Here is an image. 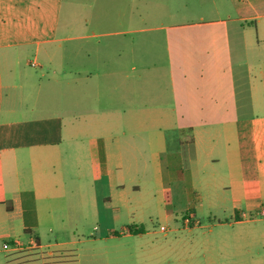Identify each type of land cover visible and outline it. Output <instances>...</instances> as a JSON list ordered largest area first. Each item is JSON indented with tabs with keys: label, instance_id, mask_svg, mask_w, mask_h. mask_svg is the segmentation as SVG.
<instances>
[{
	"label": "crops",
	"instance_id": "1",
	"mask_svg": "<svg viewBox=\"0 0 264 264\" xmlns=\"http://www.w3.org/2000/svg\"><path fill=\"white\" fill-rule=\"evenodd\" d=\"M88 2L0 0V264H11L14 246L36 255L34 264H55V252L75 264L79 243L119 246L125 238L129 245L144 235L133 224L121 237L111 228L107 237L78 241L66 220L83 214L89 201L92 214L100 213L98 186L109 191L124 180L123 169L137 166L129 162L141 150L137 133H147L166 218L174 193L196 210L264 207V0H211V19L157 29L166 88L159 85L154 105L138 100L132 85L134 38L122 49V37L134 30L113 27L100 35L106 43L90 49L97 35L88 33L80 11L99 0ZM59 55L64 106L56 102L59 78L41 72L56 69ZM122 137L130 139L126 146ZM170 157L187 162L186 179L171 180Z\"/></svg>",
	"mask_w": 264,
	"mask_h": 264
},
{
	"label": "rangeland",
	"instance_id": "2",
	"mask_svg": "<svg viewBox=\"0 0 264 264\" xmlns=\"http://www.w3.org/2000/svg\"><path fill=\"white\" fill-rule=\"evenodd\" d=\"M217 1L223 5L227 0ZM88 3L93 4V0ZM221 5L220 12L223 13L224 9ZM211 9V0H99L96 8L82 9L80 16L89 20L88 33L97 35L90 40V49L97 47V41L104 40L103 43H106L107 37L103 39L100 35L110 32L113 27L122 31L134 30V34L128 35L127 39L122 37L123 40H127L122 42V49L126 50L127 42L134 38L132 85L137 95L141 96L138 100L153 104L158 87L162 85L166 88V50L162 33L157 29L196 21L204 16L206 19H211ZM65 15L64 7L58 34L63 51L66 50L65 38L68 34V30L64 28ZM250 32L252 37L257 36L255 28H251ZM64 60L63 55L55 58L57 75L54 67L48 69L45 66L41 70L48 74L47 77L59 78L58 89H55L56 102L63 106ZM125 60H127L126 64H131L130 58L128 61L127 57L123 56V61ZM155 66L157 67L154 68ZM60 69L63 70L60 72ZM125 128L123 121V130ZM147 138L146 132L133 135L134 144L140 145L141 150L130 157L129 162L137 166L129 170V173L126 168L123 169L121 179L124 180L117 182L119 185L114 184L109 191L105 185L98 186L100 213L92 214L91 201H89V206L81 211L84 212L83 214L74 213L72 217L69 214L66 218L74 231L73 237L78 241L87 240L92 236L100 237L101 234L107 237L110 234L108 229L111 228H114L121 237L123 226L127 225V229L131 230L133 224L144 228V235L132 238L129 245H126L125 238L119 239L121 243L125 241V245L119 246H114L108 241L96 244L79 243L74 253L76 263L264 264V207L255 211L242 208L239 212H233L230 205L222 209L204 205L203 209L196 210L195 205L187 207L181 196L174 193V198L168 200L169 217L166 218L162 197L158 191L160 177L156 174L150 150L148 153L145 144ZM129 140L122 137V146H126ZM167 163L172 173L171 180L177 181L188 177L186 161L180 157H170ZM69 174L70 168H67L65 175ZM166 180L170 179L167 177ZM195 194V192L191 193L193 200H196ZM192 213H195L196 219L191 218ZM236 214L238 217H235ZM15 251L12 250L8 255L11 264H34L36 255L27 254V251ZM126 251H129L128 255ZM36 254L41 255V253ZM53 254V259H57L53 261L55 264L74 263L63 252ZM114 259L122 261L116 262Z\"/></svg>",
	"mask_w": 264,
	"mask_h": 264
},
{
	"label": "trees",
	"instance_id": "3",
	"mask_svg": "<svg viewBox=\"0 0 264 264\" xmlns=\"http://www.w3.org/2000/svg\"><path fill=\"white\" fill-rule=\"evenodd\" d=\"M131 230H133V229L131 228ZM144 230H145L144 228H140V230H134V232L136 234H141V233H144L145 232Z\"/></svg>",
	"mask_w": 264,
	"mask_h": 264
},
{
	"label": "built area",
	"instance_id": "4",
	"mask_svg": "<svg viewBox=\"0 0 264 264\" xmlns=\"http://www.w3.org/2000/svg\"><path fill=\"white\" fill-rule=\"evenodd\" d=\"M163 230L165 231V228H164V227H163ZM4 248H5V249H8V246L5 245ZM13 249L17 251V250H19L20 248H19V246H14Z\"/></svg>",
	"mask_w": 264,
	"mask_h": 264
}]
</instances>
